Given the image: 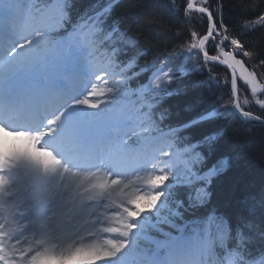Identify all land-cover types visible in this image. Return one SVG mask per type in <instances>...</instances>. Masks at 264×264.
<instances>
[{
    "label": "snow or ice",
    "instance_id": "obj_1",
    "mask_svg": "<svg viewBox=\"0 0 264 264\" xmlns=\"http://www.w3.org/2000/svg\"><path fill=\"white\" fill-rule=\"evenodd\" d=\"M260 41L264 0H0V132L53 158L0 165V264H264V151L228 128L264 127Z\"/></svg>",
    "mask_w": 264,
    "mask_h": 264
},
{
    "label": "trees",
    "instance_id": "obj_2",
    "mask_svg": "<svg viewBox=\"0 0 264 264\" xmlns=\"http://www.w3.org/2000/svg\"><path fill=\"white\" fill-rule=\"evenodd\" d=\"M133 2H137V0H133ZM179 2V0H178ZM228 4H225V7L227 8ZM226 23H228V20H225ZM159 23L162 26L165 27H174L175 22L170 20L169 18L165 17L164 20L159 21ZM242 39H255V37H247ZM179 43L178 41H174L173 44ZM261 47H264V41H260ZM173 51V48H165L161 47L160 45H156V54H163L164 52L171 53ZM211 51V50H210ZM181 54V52H176L175 58L178 57ZM209 69L211 70L212 74L218 78L221 79V81H224L228 77V71L215 64H209ZM246 92V89L243 88ZM224 98V101H228V96L225 95V89L224 88H213L211 94L209 95L208 99L215 100L217 98L222 97ZM242 99V98H241ZM248 99H253L251 97H248ZM245 110L252 111L255 115H258L260 113V109L257 107H248L245 108ZM228 128H229V134L230 137L245 145L249 150V161L252 165V168L254 171L258 174L259 169L261 166V161L257 159L259 154L264 151V127H261L259 124L251 125V124H245L242 122L241 119L233 118L229 120L228 122Z\"/></svg>",
    "mask_w": 264,
    "mask_h": 264
},
{
    "label": "rangeland",
    "instance_id": "obj_3",
    "mask_svg": "<svg viewBox=\"0 0 264 264\" xmlns=\"http://www.w3.org/2000/svg\"><path fill=\"white\" fill-rule=\"evenodd\" d=\"M240 93H241V98H242V100L245 98L244 97V94H245V90L244 89H240ZM249 97H251V96H249ZM252 98V97H251Z\"/></svg>",
    "mask_w": 264,
    "mask_h": 264
}]
</instances>
